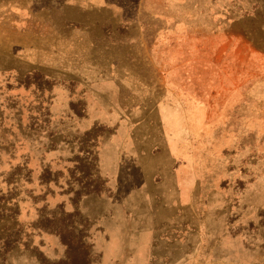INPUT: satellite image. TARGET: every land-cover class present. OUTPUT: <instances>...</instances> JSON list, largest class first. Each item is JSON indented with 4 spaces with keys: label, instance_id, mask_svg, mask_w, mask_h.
I'll list each match as a JSON object with an SVG mask.
<instances>
[{
    "label": "rangeland",
    "instance_id": "1",
    "mask_svg": "<svg viewBox=\"0 0 264 264\" xmlns=\"http://www.w3.org/2000/svg\"><path fill=\"white\" fill-rule=\"evenodd\" d=\"M147 4L94 97L0 48V264H264V0Z\"/></svg>",
    "mask_w": 264,
    "mask_h": 264
},
{
    "label": "crops",
    "instance_id": "2",
    "mask_svg": "<svg viewBox=\"0 0 264 264\" xmlns=\"http://www.w3.org/2000/svg\"><path fill=\"white\" fill-rule=\"evenodd\" d=\"M147 3L150 0H0V48L4 56L15 57L21 50L33 51L37 47L27 45V41H42L44 55L56 58L54 70L84 84L88 94L94 97L98 93L91 87L92 82L87 81H94L102 73L111 74L112 68L104 69L98 62L96 66L86 58H100L103 53L139 56L122 51L147 44L151 25L150 19L143 17ZM25 21L29 27L23 30ZM37 26L41 30L39 37ZM111 49L118 52L111 53ZM40 52L38 57L43 55ZM149 54L147 44L142 55ZM129 69L137 71L133 67Z\"/></svg>",
    "mask_w": 264,
    "mask_h": 264
}]
</instances>
